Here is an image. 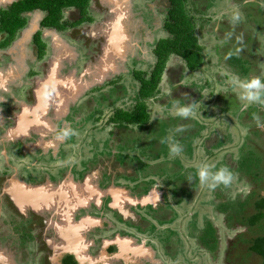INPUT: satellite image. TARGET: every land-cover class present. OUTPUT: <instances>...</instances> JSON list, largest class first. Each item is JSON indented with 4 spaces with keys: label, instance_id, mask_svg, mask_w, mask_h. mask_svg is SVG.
I'll return each instance as SVG.
<instances>
[{
    "label": "flooded vegetation",
    "instance_id": "obj_1",
    "mask_svg": "<svg viewBox=\"0 0 264 264\" xmlns=\"http://www.w3.org/2000/svg\"><path fill=\"white\" fill-rule=\"evenodd\" d=\"M162 1L159 8L167 10V18L170 4L168 0ZM13 3L0 4V168H3L2 162L10 167L8 175L0 174V197L6 208L12 209L11 213H14L9 224L6 219L8 216H5L6 220L2 219L3 206V209H0V264H196L195 261L199 260L201 255H206V252L211 256H221L229 264H264V257L247 252L248 239L264 237V206L260 204L264 202V154L258 152L260 147L264 152V142H261V135H264V93H262L264 84L258 87L254 83L256 80L253 81L249 77V82L248 73L237 72V83L239 88L245 91V98L240 100L236 92L226 100L228 101L226 106L222 107L219 101L225 112L223 114L220 112L219 116L206 112L207 121L204 125L202 120L199 122L197 120L199 118L189 116V113L187 116L174 115L168 105L167 112L163 110L152 119L148 101H152L161 92L162 81L156 96L145 98L140 95L142 81L135 74L140 87L133 103L124 106L122 102L128 101L126 92L116 91L115 86L108 88L115 83L121 85L118 86L120 89L124 86L122 74L119 71H112L105 81L80 92L75 97V91L72 92L73 94H67L71 99L62 95L61 105H51L46 115H39L38 119L34 115L25 117L26 112L39 105V86L50 78L51 72L55 69L58 80L65 81L70 77L75 80L93 79L92 75L83 74L97 63L107 45V34L102 29L113 19V6L103 0H89L85 8L76 4L66 6L62 10L58 25L45 24L48 17L46 9L26 11L20 14L24 19V25L12 32V28L5 23L4 16ZM236 5L240 7L236 15L239 22L229 29L223 28L220 23L216 24L210 33L215 34L220 41L219 32L224 30L226 36L233 40L235 51L244 57L248 47L251 49V46L257 44L252 38L254 32L260 29L264 33V0H238ZM135 12L137 13L136 10ZM248 17L251 18V23L245 24ZM153 18H157L159 25L160 20L156 12L152 13L151 20ZM164 22L165 20L162 24L163 29H165ZM144 23L148 24V22ZM209 26L211 25L207 27ZM67 36L72 43L82 49H85V45L91 49L84 50V53L91 52L88 61L84 59L81 51L78 56L76 50L65 40ZM215 52L221 54L222 51L217 49ZM203 54L206 62V53ZM208 57L213 60V53ZM128 58L127 56L126 61ZM173 58L175 64H167L164 75L170 76L169 80L176 71L181 75L176 74L177 77L172 78V90L169 95L167 94L163 105L171 104L173 101L191 106L192 100L194 104L195 100L200 101L203 98L200 96L205 91V87L200 94L191 86L185 85L186 71L177 60L183 58L173 55L170 60ZM247 59L248 65L251 64L253 70H256L255 62H258V58L248 56ZM261 60L262 58L259 59ZM126 61L118 59V67ZM153 61L152 69L156 62L155 55ZM262 62L264 66V61ZM186 68L190 73L198 71L189 69L187 62ZM171 69L175 72H171ZM149 76L151 74L146 77ZM227 76L229 75L226 74ZM258 79L264 81L263 67L260 74L258 71ZM209 80H205L206 83ZM113 90L116 92L114 93ZM57 94L56 90L51 89V95ZM180 98L185 99V102H180ZM140 102L146 103L150 113L145 125L125 117L127 113L130 114L137 109ZM72 113L78 119L74 124L67 120ZM164 113L163 118L175 120V124L164 125L161 122V115ZM100 115L106 117L105 120ZM212 117H215V120L225 118L221 121L225 126L227 124L226 132L232 136L228 141L229 145L218 136L219 128L211 127L209 121ZM28 118L37 122L31 123ZM193 121L201 124L202 128H198ZM232 123L239 124L240 130L237 129V134L227 131ZM162 125L165 127L164 130L175 134L173 145L169 150L172 152L175 150L173 154L175 158L177 153L180 154L176 162L185 172L200 176L205 173V165L210 161L215 162L213 159L224 153L225 158L215 162L212 171L218 167L224 170L221 168L224 167L231 175L224 178L238 188L239 185L242 186L243 192L240 193L242 199L247 195L252 196L247 198L245 209L239 210V214L235 217H230L229 213L219 210L220 204H223L226 198L219 199L217 195L215 202H212L213 184L209 180L212 186L204 188L205 176H200L199 189L194 192L196 185H193V194L191 191H188V194L192 205L206 203L208 209L202 205L204 211L196 215L195 212L185 208V206L190 208V203L185 205L186 201L177 198L173 193L177 183L171 173L177 169L162 174L160 169L164 160L160 162L159 157L151 159V156L145 160L144 157L148 154L141 151L139 154L136 153L139 148L147 150L142 145L155 140V136L152 133L150 139L146 137L153 129L161 128ZM101 134H105L107 139L115 134L117 143L123 141L120 143L122 148L118 150L115 146L111 148L112 143L108 144V140L96 148L93 142L99 140ZM249 135L251 138L247 141ZM189 137L191 141L189 147L192 146L193 150L185 151L186 146L176 138L188 140ZM202 137H206L204 141ZM128 138L133 139L130 141L135 145L133 149L128 148V145L125 146L129 143L125 142ZM158 142L163 143V140L160 139ZM201 147L204 150L202 154L204 165H200L198 161L201 158L199 155ZM95 150H104L106 154L93 161L92 159H96ZM250 152L255 161L250 175L252 180L249 183L239 170L244 163L243 156L249 157ZM161 153L163 155L162 151ZM228 153L238 166L237 175L227 170L229 169L226 163ZM119 155L124 158L122 161L117 159ZM130 157L142 159L143 165L149 167L147 170L143 169L145 174L142 173V177H135L137 169L126 162ZM195 157L197 159H192ZM188 159L192 161L189 162ZM260 161L262 165L258 166ZM25 167L49 172L42 176L33 173L30 175L32 179L26 180L29 174L27 172L24 176L21 174V170ZM207 174H210V171L206 172V178ZM129 177H134L135 180ZM241 177L243 179L237 181ZM13 179L26 183L32 188L60 190L65 195V201H61V197H55L49 208L41 205L21 206L6 192V189L12 186L10 183H13ZM148 181L152 184H146ZM163 181H166L167 185ZM238 188L234 187L233 191L236 192ZM234 192L232 189L230 191L223 189L220 194L234 200L239 196ZM87 195L88 200L82 202L83 196ZM196 195L203 197V200L198 201L197 196L194 201ZM144 199H147L146 203L143 202ZM149 207L152 210H148ZM69 210L70 219L67 216ZM261 214V224L250 226L248 219ZM194 216L200 220L198 225L192 221ZM216 219L221 221L224 227L218 226ZM243 219H247L248 229L244 226ZM191 221L194 226L191 225ZM208 224H211L216 231L215 248H211L205 242L208 240L206 237ZM161 235L166 237L163 239ZM68 242L76 246H70ZM156 243L157 248L154 245ZM62 245L73 247L75 251L63 250V254L55 259L57 250ZM232 252L233 256H228ZM159 254L161 256H158Z\"/></svg>",
    "mask_w": 264,
    "mask_h": 264
},
{
    "label": "rangeland",
    "instance_id": "obj_2",
    "mask_svg": "<svg viewBox=\"0 0 264 264\" xmlns=\"http://www.w3.org/2000/svg\"><path fill=\"white\" fill-rule=\"evenodd\" d=\"M214 1L215 0H211V1L207 0V2H209V4H207V2L204 3L202 1L199 3V5H201L203 3L202 8L205 9V13H204L205 17L207 19H209V18L214 19V17L223 18V16H225V21H223L221 23L222 27L227 28V29H229V27L233 28V25L236 24L237 22H239L238 18H236V15H237V12L240 11V9H239L240 7L238 5H236L235 3L233 4L232 0H221V5L219 3L217 5H215ZM162 2H163L162 0H132L133 7H132V16H131V26H132L131 31H132V35L135 39L134 42L136 43V46L131 47V50H130L129 55H128V57H129L128 60L119 65V73L122 74V77H123L122 83L124 86L120 89V88H118V86H121V85L115 83V84H111L108 87L109 89H111L112 87L115 86L114 89L116 91H121V93H122V90H123L124 92H126L125 96H127L128 101L122 102L124 106H129L133 103V101L135 100L134 96L137 95L138 89L140 87V82L135 78V75H134L135 71L143 70L148 74L151 73L150 70L152 69V66L154 64V61H153L154 60V52H153V50H154L155 44L158 41V39L167 37L169 35L168 32L165 29H163V25H162L163 21L166 18V14H167V10H165V8L164 9L159 8V4H161ZM219 7H220V9H219ZM135 10L137 11V13L135 12ZM154 12H156V15L158 16V18L160 20L159 25H157V18H155V19L153 18L151 20L152 13H154ZM238 14H240V13H238ZM198 16L201 17L198 21L199 25H200L201 22L202 23L205 22V19H204V16L201 14H199ZM202 18H203V20H202ZM228 18H230V20H228ZM143 22H146V23L148 22V24H150V23L151 24L146 25L144 23L146 25L145 26L143 24ZM211 22L213 23L214 20H212ZM250 23H251V18L248 17L245 24H250ZM212 28L213 27L209 26L207 28L205 27L202 29L201 28L198 29L199 42L203 47V52L206 53L205 54L206 62L204 63V65L202 66V68L200 70L190 73L189 70L186 68V61L184 59L177 58V60H179V63L184 66V70L186 71L185 78H184L185 85L191 86L192 89L196 93H200V94H201V90H203V88L205 87V91H203V93L200 96L203 98L200 99V101L195 100L194 104H193V100H192L191 106H186L184 103L178 104V103L173 102V101H171L172 102L171 104L167 103V104L163 105V103L166 102L167 94L169 95L170 91L172 90V84H173L172 78L177 77L176 74H179V76L181 74L177 73V71H176V73H174L172 75L171 80H169L170 76L167 77V75H164L163 79H162V83H161V88H162L161 92L157 95L156 98H153L152 101H150V100L148 101L149 102L148 108H149V111L151 112V115H152L151 118L152 119L156 118V115L162 113L163 110L165 112H167L166 106L168 105L169 107H171L170 112L173 113L174 115L177 114L179 116H182V115L187 116L189 113L190 114L189 116H193L194 118H199L197 120L199 122H200V120H202L203 124H204L207 121L205 113L206 112H209V113L212 112L214 115H217V116L220 115L219 114L220 112H222V114H223L225 112V110H223L222 107L227 105L228 101H226V100H228L236 92H238L237 96L239 97L240 100H243L245 98V91L240 89L239 85L237 83V81H238V77L236 76L237 72L248 73V79L250 77V79H252L253 81L256 80V82H254V83L258 87L261 86V84H264V81H260L258 79V71L260 74L261 67L264 68V66H262L263 65L262 61H264V56H263L264 53H262V51H264V47H263L264 36H261V35H264V33L261 32L260 29H258L257 32H254L255 34H254V36H252V38L257 41V44L255 46H251V49H249V47H248L247 51L244 53V57H242L241 55H238V53L235 51V46H234L233 40L226 36V33L224 32V30H221L219 32V38H220L219 40L220 41H218V38L216 37V35L215 34L213 35V33H210V30ZM148 29H149V31H147ZM140 36H142L143 39L140 38ZM68 37L69 36H67L65 40L69 43V45L72 48H74L76 50V52L78 53V56H79V52L81 51L84 54L83 55L84 59L88 61V57L90 56L89 53H91V52H85L88 54L87 55L84 53V50L90 51L91 49L87 48L86 45H85V49H82L80 46H77L74 43H72ZM137 43H139V45H137ZM139 47L141 49H139ZM224 47H226V48H224ZM217 49L219 51H222V52H220L221 54H217V52H215V51H217ZM228 49H232V50H228ZM210 53H213V60H211L208 57ZM248 56H253L255 58H258V62H255L257 65L256 70H253V67L251 64L248 65V62H247V61H249L247 59ZM261 58H262V60L259 61V59H261ZM221 61H224V63H222ZM227 61L232 63V65H234V67L233 66H227L225 64V62H227ZM172 63L175 64L174 58L169 61L168 65H171ZM77 65L78 64H76V67H78ZM173 71L174 70H172L171 72H173ZM226 74H228L229 76L226 77ZM259 78L262 80L261 76H259ZM244 79H247V78H244ZM250 79H249V82H250ZM205 80H209L208 83H206ZM246 84H249V83H246ZM263 86L264 85H262V89H263ZM116 88H118V89H116ZM116 91H114V93ZM262 93H264V91H262ZM220 96H222V97L220 98ZM246 98L248 99V97H246ZM236 99H238V98L236 97ZM179 101L185 102V99L180 98ZM219 101L221 102L222 107L220 106ZM73 113L68 117L67 120L71 121V123L73 122V124H74L75 123L74 121L77 122L78 119L76 118V116H73ZM100 116L103 117V119L105 120L106 117H104L103 115H100ZM164 116H165V113L161 115V118H162L161 122L164 125L166 123L175 124V120L163 118ZM221 120H225V118H219V119L215 120V117H212L210 119L209 123L212 124L211 125L212 128H216V127L219 128L218 132L220 133V135H218V136L221 137L222 141L228 142L229 140L232 139V136L227 134V132H226L227 124L225 126V124L222 123ZM151 122H153V121L151 120ZM194 124H196L198 128H202L201 124L195 123V122H194ZM164 125H162L161 128L153 129L151 131V134L146 137V138L152 137V133H153V136H155V140H152L151 142H149L146 145H142V147H145L147 150H145L144 148H139V150H136V153L139 154L141 151L142 153L148 154V156L144 157L145 160L148 159V157H150V156H151V159L159 157L160 162L162 160H164V162L161 166V169H160V171H162V174H166L167 172H170L171 170L177 169L175 172L171 173V175H173L176 178L175 182L177 183V184H175V187L173 189V193H174V196H176L177 198H182L184 201H186L185 205L187 203H190L191 207L187 208V206H185L186 209L190 210L191 212H195V214L197 215L198 212L202 213L204 211V207H206V206L209 207L208 204H206V203H203V204L199 203L198 205H195V204L192 205L191 204L192 201H190L191 198L188 194V191H191L193 194V191H192L193 185H196V187H194V192L199 189V183L201 182V181H199L200 176H205V179H204L205 185L203 186L204 188H207L209 186L211 187L212 184H213V186L216 185L215 187H213V186L211 187V190L213 192L212 202H215V200L217 199L216 198L217 193L220 194L223 189L226 191H230V189H232V192H234L233 191L234 187L238 188V186H236L234 183L232 184L229 182V180L224 178V176L229 175L224 167H221L224 170H220V168L218 167L216 170L212 171L214 168L215 162H218V161L223 160L225 158L224 153L222 155L218 156L219 158L218 157L214 158L213 160H215V162L210 161L207 165H205V167H204L205 173L201 174L200 176H198L197 174L193 175V173H188V172L183 171V167H181L176 162L179 160L180 154L177 153V155H176L177 158H175L173 155L175 153V150H173V152L169 150V147H171L173 145V139L175 138L174 137L175 134L171 131L168 132L167 130H164V128H165ZM238 125L236 123H232L231 127L228 128L227 131L229 133L237 134V132H238L237 129L240 130ZM191 126H193V125H191ZM200 131H202V130H200ZM167 132H168V134H167V136H165ZM128 134L129 133H127L126 136H128ZM256 134H258V132H256ZM132 135L133 134L131 133L130 136H132ZM261 136H262L261 142H264V135H261ZM115 138H116L115 134L113 137H110L108 139H107L105 134H101L100 139L97 141L95 140L93 142V145L96 148H98V146H102L103 144L106 143V140H108V142H107L108 144L112 143L111 148L113 146H115L116 150H118L119 148L121 149L122 145H120V143H122L123 141L120 143H117L116 142L117 138H116V140H115ZM205 138L206 137H202V139H203L202 141H204ZM246 138H247V136H246ZM250 138H251V135L248 136L247 141H249ZM160 139L163 140V143L158 142V140H160ZM176 139H178V141H180L181 144L183 143L184 146H186L185 151L193 150L192 146L189 147V145H191L190 144V142H191L190 137L188 138V140L184 139V138L183 139L176 138ZM114 141H115V143H114ZM130 141H133V139L128 138L127 140H125V142H129L125 146L128 145V148L133 149L135 147V145H133L134 143L130 142ZM153 141H155L154 144H153ZM229 143L230 142H228V145H229ZM197 144H199V143H197ZM249 150H250V148H249ZM161 151L163 152V155H162ZM203 151L204 150L201 147V152L199 154V155H201V158L198 159V161L200 162L199 163L200 165L201 164L204 165L202 162V154L204 153ZM258 152H260V154H264L263 148L260 147ZM94 154H95L96 159H92V160L97 161L102 155H105L106 153H104V150H102V151L95 150ZM107 154L110 155V152H108ZM110 157H111V155H110ZM138 157H140V156H138ZM117 159L119 161H122L124 158L119 155V156H117ZM192 159L195 160V159H197V157L192 158ZM131 160H133L135 163H132ZM190 161H192V160H189V162ZM248 161H249V159H247V157L243 156V162L245 164L250 165L251 163ZM126 162L128 163V165L131 164V166L133 168L137 169V174L135 175V177H142L141 174L143 173V169L147 170V168H149L148 166L143 165V160L140 158H132L131 159V157H130V158H128V160H126ZM14 163H16V162H14ZM226 163L228 164V168L230 169V170L229 169H227V170L232 172L233 174L237 175L238 173L236 171V167H238V166H236L235 162L232 160L229 153H228V157L226 158ZM261 165L262 164L260 161V164L258 166H261ZM2 167L3 168H0V174L2 173L4 175H8L9 174L8 169L10 167L7 166V164H5L4 162H2ZM225 167H227V166H225ZM178 168H179V170H178ZM21 171H22L21 174L23 176L25 175L26 172L29 174L28 178L26 180H31L32 177L30 175L33 173L37 176H42V175L46 174L47 172H49L48 170H41L39 168H34V167H30V168L25 167ZM207 171H210V174H212V173H214V174L212 176L210 174H207V178H206V172ZM239 171H240V173H242L241 175L244 178H246L247 182L250 183V180H252L251 176H250L251 175L250 169L245 168L244 170H239ZM149 173L150 172H148V174ZM215 173H217V174H215ZM143 174H145V173H143ZM213 176H215L216 178H214ZM229 176H231V175H229ZM129 178L132 180H135L134 177H129ZM188 178H190V179L188 180ZM209 180L212 181V184H210ZM232 180H234V179L232 178ZM163 183L167 185L166 181H163ZM146 184L151 185L152 183L150 181H148V183H146ZM241 187L242 186L239 185V188L236 190V192H234L237 195L239 194L238 198H242V196L240 195V193L243 192ZM0 192H1V190H0ZM0 195H1V193H0ZM197 196L198 195H196L195 198H193L194 201L197 198ZM185 199H187V200H185ZM202 200H203V197L198 198V201H202ZM245 200H246V196H245L244 201ZM2 206L4 209L2 208ZM6 207H7L6 204H4L1 201V197H0V209L1 208L3 209L2 213L4 215L2 219L3 220L7 219L8 223L10 224V219L14 213L12 214L11 213L12 209H9ZM148 210H152V208L149 207ZM5 216L6 217L8 216V218L5 219ZM14 216H16V215H14ZM192 221L198 225V222L200 220H199V218L194 216ZM192 221H191V225L194 226V223ZM243 221H244V226L247 228V226H248V225L246 226L247 219H243ZM216 223L218 226L220 225L221 227H224L221 224V221H218V219H216ZM222 230H225V229H222ZM166 231H168V230H166ZM155 233H157V232H155ZM166 236L168 237L169 235L167 234ZM160 237H163V239L165 238L163 235H161ZM162 242L164 243V240H162ZM154 245L157 248L158 244L156 243ZM32 248L33 247H31L29 249H32ZM158 256H161V255L159 254ZM228 256L232 257L233 252L228 254ZM222 259L223 258H221V256H218V257L217 256H211L208 254V252H206V255L205 254L201 255L199 257V260H196L195 262H196V264H206V263H208V264H229L226 262V260H224V259L222 260ZM186 264H188V263H186Z\"/></svg>",
    "mask_w": 264,
    "mask_h": 264
},
{
    "label": "trees",
    "instance_id": "obj_3",
    "mask_svg": "<svg viewBox=\"0 0 264 264\" xmlns=\"http://www.w3.org/2000/svg\"><path fill=\"white\" fill-rule=\"evenodd\" d=\"M170 4L168 17L165 19L164 28L168 32V36L159 39L154 47V55L156 57V62L151 70V76L146 77L148 73L143 70L135 71V75L142 81V86L140 90V95L145 98L154 97L158 93L159 84L163 79L164 72L166 70L167 64L170 58L173 55H177L186 60L189 69L199 70L205 63V57L203 54V47L199 42L198 29L207 28V25L211 27L216 26V24H221L225 21V16L223 18L214 17L213 19H207L204 15L205 9H203V3L207 0H168ZM200 1V2H199ZM211 1V0H210ZM233 4L238 2V0H232ZM89 0H18L9 6V9L5 13L4 21L5 23L12 28V32L24 25V19L20 17V14L26 11L37 10V9H46L47 10V20L45 21L46 25H58L59 19L62 13V10L69 5L76 4L85 8ZM215 5L218 3L221 5V0H215ZM209 4V2H207ZM205 6V5H204ZM199 14L204 16L205 22H201L199 25ZM212 17V16H211ZM203 20V18H202ZM228 20H230L228 18ZM236 25V24H234ZM6 27V25H5ZM230 28V27H229ZM224 63V61H221ZM227 66H233L232 63L226 62ZM225 63V64H226ZM232 69V68H231ZM230 106L228 105L227 108ZM125 116L130 121H140L142 125L148 121L150 116L149 111L147 110V105L144 102H140L138 108L133 110L132 113H127ZM123 118V117H122ZM252 152H250L248 162L251 164L243 163L242 169L249 168L250 171L253 170L255 159L252 157ZM242 177L237 180L241 181ZM219 199H225L224 203L221 205L219 210L229 213L230 217L237 216L239 210L245 209V206L248 203L247 195L246 200L242 198H236L234 200L228 198L226 195L218 194ZM223 202V201H222ZM261 206H264L262 201ZM238 207V209H237ZM237 209V210H236ZM241 216V215H239ZM239 218V217H238ZM262 214L259 216H253L249 218L248 223L250 226L255 225L256 223L261 224ZM208 240L205 242L211 247H216V231L211 224H208L207 235ZM205 237V239H206ZM247 243L249 244L247 252L250 254H256L260 257H264V237H258L253 239H248Z\"/></svg>",
    "mask_w": 264,
    "mask_h": 264
},
{
    "label": "water",
    "instance_id": "obj_4",
    "mask_svg": "<svg viewBox=\"0 0 264 264\" xmlns=\"http://www.w3.org/2000/svg\"><path fill=\"white\" fill-rule=\"evenodd\" d=\"M18 0H0V4H10ZM106 3H109L112 7L113 19H111L108 25L102 30L107 34V45L103 49V54L101 58L97 61L92 68H88L83 74L92 75L93 79L91 81L84 79H74L73 77L67 78V80H58L56 79V69L51 72L49 79H46L39 86V105L30 109L26 112L25 117L34 115L35 118L44 116L48 113V110L51 105L60 106L61 100L63 99L62 95L73 94L75 91L74 97L80 92L90 89L92 86L100 84L106 80L108 74L113 72H118L119 67L117 65V60L122 59L126 61L127 56L131 50V47L136 46L134 42V37L131 31V16H132V0H103ZM73 78V80H71ZM51 89L57 91V95H51ZM73 97V98H74ZM57 98V99H56ZM70 98V97H68ZM60 99V100H59ZM71 99V98H70ZM66 103V102H65ZM29 119V118H28ZM23 120V119H22ZM31 123H36L37 120L29 119ZM24 121H26L24 119ZM13 138V137H11ZM11 187L6 189V192L11 195L15 202L21 206H32V205H41L43 207L49 208L55 201V197H61V201H65V195L62 191L48 190L47 188L38 187L32 188L30 185L23 183L21 181H16L13 179ZM17 182V185H16ZM88 200V195L83 196L82 202ZM147 199H144L143 202L146 203ZM81 202V203H82ZM69 209L71 207L69 206ZM67 216L70 219L71 213L70 210L67 212ZM91 221V220H90ZM71 245L76 246L74 243L68 242ZM78 247V246H77ZM60 248V249H59ZM57 250V255L55 259L61 256L66 250L75 251V248L66 247L63 245L60 246Z\"/></svg>",
    "mask_w": 264,
    "mask_h": 264
}]
</instances>
